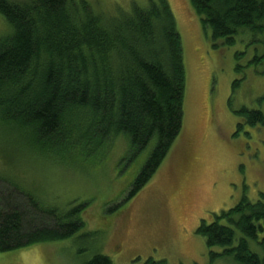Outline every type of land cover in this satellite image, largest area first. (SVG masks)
<instances>
[{
  "label": "trees",
  "instance_id": "obj_1",
  "mask_svg": "<svg viewBox=\"0 0 264 264\" xmlns=\"http://www.w3.org/2000/svg\"><path fill=\"white\" fill-rule=\"evenodd\" d=\"M189 2L211 31L214 48L220 40L233 46L247 31L264 33V0ZM0 15L10 27L0 37V141L7 149L2 156L12 166L21 157L73 167L78 161L101 163L118 144L117 150L126 149L121 172L130 167L131 179L121 204L133 200L183 128V44L168 0H150L147 7L114 16L98 13L86 0H0ZM262 62L264 55L254 60ZM240 83L234 82L233 93ZM234 113L244 121L238 133L245 124L264 127L260 110ZM52 199L17 176L0 174V252L66 240L85 228L83 206L64 209ZM197 234L211 263L231 258L235 264H264L249 243L264 235V193L255 203L243 198L212 224L202 221ZM87 264L113 262L97 254Z\"/></svg>",
  "mask_w": 264,
  "mask_h": 264
},
{
  "label": "rangeland",
  "instance_id": "obj_2",
  "mask_svg": "<svg viewBox=\"0 0 264 264\" xmlns=\"http://www.w3.org/2000/svg\"><path fill=\"white\" fill-rule=\"evenodd\" d=\"M86 1L98 13L114 16L135 5L147 7L150 0ZM168 2L182 38L186 70L183 128L169 155L144 190L121 204L131 179L130 167L121 172L125 164L119 161L126 149L117 150L118 144L102 155L101 163L78 161L64 167L55 160L20 157L12 166L2 156L7 149L0 141V174L17 176L28 189L53 198L64 209L83 206L85 221V228L69 239L0 252V264H87L97 254L110 257L113 264L150 259L235 264L231 258L211 263L197 229L202 221L212 224L243 198L255 203L264 193V127L245 124L238 133L244 121L234 113L246 107L264 114V62L254 63L264 55V33L247 31L235 37L233 46L220 40L214 48L211 31L204 30L189 0ZM9 32L0 15V37ZM236 80L241 83L233 93ZM249 243L264 256L263 234ZM212 251L220 253L221 248Z\"/></svg>",
  "mask_w": 264,
  "mask_h": 264
}]
</instances>
